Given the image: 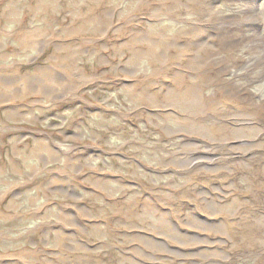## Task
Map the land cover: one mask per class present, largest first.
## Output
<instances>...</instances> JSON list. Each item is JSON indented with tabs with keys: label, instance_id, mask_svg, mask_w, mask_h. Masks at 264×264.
<instances>
[{
	"label": "rangeland",
	"instance_id": "obj_1",
	"mask_svg": "<svg viewBox=\"0 0 264 264\" xmlns=\"http://www.w3.org/2000/svg\"><path fill=\"white\" fill-rule=\"evenodd\" d=\"M0 264H264V0H0Z\"/></svg>",
	"mask_w": 264,
	"mask_h": 264
},
{
	"label": "bare ground",
	"instance_id": "obj_2",
	"mask_svg": "<svg viewBox=\"0 0 264 264\" xmlns=\"http://www.w3.org/2000/svg\"><path fill=\"white\" fill-rule=\"evenodd\" d=\"M256 20V19H255ZM198 29V31L200 30V28H197ZM201 32H196V34L194 35V36H196V35H198V34H200ZM200 42H198V43H196V46L199 44ZM183 55V54H182ZM176 81H178V78L175 76V78H174ZM179 82H181V81H179ZM180 86H182L183 87V85H184V82H181L180 84H179ZM187 98V97H186ZM195 108H196V111L197 110H199L200 108L199 107H197V106H195ZM239 131V130H238ZM230 139H235V138H228L227 140H230ZM243 141V140H242ZM242 143H244V142H242ZM231 147H229V148H235L234 147V145H230ZM235 149H240V148H235ZM200 157V156H199ZM217 215V214H216ZM219 224V226L220 227H222V226H225V222L224 223H222V222H220V223H218ZM209 225V224H208ZM204 231H209V230H207V228H202ZM198 236H200L201 234L199 233V231H198ZM207 240H205L204 242H207V243H211L212 241H210L208 238H206ZM198 242H200V241H198Z\"/></svg>",
	"mask_w": 264,
	"mask_h": 264
}]
</instances>
